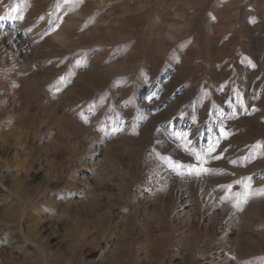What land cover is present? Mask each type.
Returning a JSON list of instances; mask_svg holds the SVG:
<instances>
[{"label": "rangeland", "instance_id": "rangeland-1", "mask_svg": "<svg viewBox=\"0 0 264 264\" xmlns=\"http://www.w3.org/2000/svg\"><path fill=\"white\" fill-rule=\"evenodd\" d=\"M0 264H264V0H0Z\"/></svg>", "mask_w": 264, "mask_h": 264}, {"label": "snow or ice", "instance_id": "snow-or-ice-1", "mask_svg": "<svg viewBox=\"0 0 264 264\" xmlns=\"http://www.w3.org/2000/svg\"><path fill=\"white\" fill-rule=\"evenodd\" d=\"M177 136H178L179 138H186L187 134H186V133H184V134L177 133ZM188 143H191V142L189 141ZM189 150H190V151L196 156V159H197L198 161H201V160H202L200 154L197 153L195 149H189ZM214 150H215L214 147H211V146H210L209 149H208V152L210 153V152H212V151H214ZM205 155H207V153H205ZM203 162H204V161H202V163H203ZM177 167H179V165H177ZM196 171H197V174H199L200 171L207 172L208 170L205 169V168H203V167H201V168L197 169ZM229 187H230V186H229Z\"/></svg>", "mask_w": 264, "mask_h": 264}]
</instances>
